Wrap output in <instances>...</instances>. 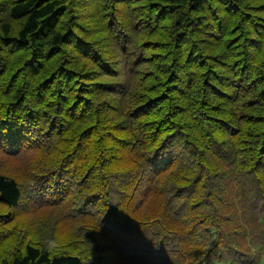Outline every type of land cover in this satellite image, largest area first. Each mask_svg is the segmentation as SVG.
I'll list each match as a JSON object with an SVG mask.
<instances>
[{
  "label": "trees",
  "instance_id": "1",
  "mask_svg": "<svg viewBox=\"0 0 264 264\" xmlns=\"http://www.w3.org/2000/svg\"><path fill=\"white\" fill-rule=\"evenodd\" d=\"M70 1L0 0V264H264V2Z\"/></svg>",
  "mask_w": 264,
  "mask_h": 264
},
{
  "label": "rangeland",
  "instance_id": "2",
  "mask_svg": "<svg viewBox=\"0 0 264 264\" xmlns=\"http://www.w3.org/2000/svg\"><path fill=\"white\" fill-rule=\"evenodd\" d=\"M257 2L263 3L264 0H257ZM68 4L71 7H70V10L68 13L69 15L67 16V20H65L66 21L65 27H67L69 30H72V32H76V35L79 34L78 36H80L84 42H88V43H92L94 40H97L96 38L98 37V35H100L102 37V42H101V44H102L104 42V38H108V36L105 32L104 33L98 32L101 30V27H103V24L100 23L99 18L95 15L96 13H95V8H94V6H95L94 1L93 0H71L70 2H68ZM221 7H222V5H220V4H214V8H213L214 12L215 13L217 11L223 12L224 7H222L223 9ZM207 9H209V8H207ZM208 13L209 12H206L207 15H208ZM4 15H6V14H3V16ZM217 19H219V20L220 19L221 20L226 19L225 23H227V20L229 18H228V16L221 14V17H217ZM206 22L204 24H206ZM212 22L214 24V21H212ZM105 26H106L105 27L106 29L107 28L109 29L108 25H105ZM209 26H210V28H206V30L204 31L203 26L201 25L199 30L202 29V32H207L209 34V36L216 37V35L213 34L214 33L213 28L211 30L212 25L210 24ZM109 31H111V30L109 29ZM199 45L202 47L201 42L198 40L197 47H199ZM107 47H109V46L106 43V46H103L102 50H105ZM73 50H74V52H76L77 56H79L80 54L83 53V50L80 49V47L75 46V48ZM85 85H86V83H85ZM78 89H80V87H78ZM100 206H101L100 208H102V204ZM60 236H63V234Z\"/></svg>",
  "mask_w": 264,
  "mask_h": 264
}]
</instances>
